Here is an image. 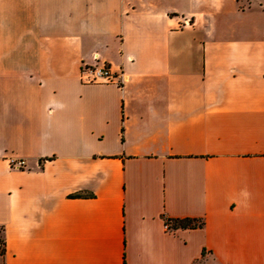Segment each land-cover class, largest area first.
<instances>
[{"label": "crops", "instance_id": "0c3cea01", "mask_svg": "<svg viewBox=\"0 0 264 264\" xmlns=\"http://www.w3.org/2000/svg\"><path fill=\"white\" fill-rule=\"evenodd\" d=\"M0 226V264H264V0H0Z\"/></svg>", "mask_w": 264, "mask_h": 264}, {"label": "built area", "instance_id": "2783aa9c", "mask_svg": "<svg viewBox=\"0 0 264 264\" xmlns=\"http://www.w3.org/2000/svg\"><path fill=\"white\" fill-rule=\"evenodd\" d=\"M97 59V57H96ZM123 73H115L107 64H85L81 70L82 80L86 83H118L124 82ZM13 168H24L25 161L23 159L10 160Z\"/></svg>", "mask_w": 264, "mask_h": 264}, {"label": "trees", "instance_id": "16d2710c", "mask_svg": "<svg viewBox=\"0 0 264 264\" xmlns=\"http://www.w3.org/2000/svg\"><path fill=\"white\" fill-rule=\"evenodd\" d=\"M174 228H198L202 227L204 222L200 219L184 218V219H173ZM4 229L0 226V255L5 253V239L3 236Z\"/></svg>", "mask_w": 264, "mask_h": 264}]
</instances>
